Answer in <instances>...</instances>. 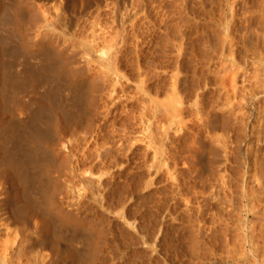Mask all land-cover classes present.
Here are the masks:
<instances>
[{"label": "bare ground", "instance_id": "obj_1", "mask_svg": "<svg viewBox=\"0 0 264 264\" xmlns=\"http://www.w3.org/2000/svg\"><path fill=\"white\" fill-rule=\"evenodd\" d=\"M62 1H64V0H62ZM76 1H78V0H76ZM83 1H85V0H83ZM92 1L93 0H89V2L88 1H86V2H88L90 4ZM96 1H98V0H96ZM27 2L28 1H26V0H14V3L12 2L13 4H10L7 7V10L5 8L6 11L3 10L6 13V19H4L3 17H0V18L5 20L4 23H2L5 25V28L1 29L4 31H1L2 33H0V209L2 211L6 212V215H5L6 217H4L3 214H0V264H49L50 263L49 258L54 253L46 251L45 249H41L42 247L40 248L39 246H42L45 243H47V245H48V243H49L52 246V249H51L52 252H54V250L59 247V245H60V242L58 240L59 237L57 240H55L56 237H54V236H53L54 238H52L51 229H52V227L54 229L55 228L54 226H56L57 229H71L72 234L70 233V235L72 236L73 239L70 241H72V242L74 241L75 244H76V242L77 243L80 242V239H82V240L84 239V242L87 241L86 248H80L81 245L78 247L77 244H76V246L73 244V245L65 247V249H66L64 251V263L65 264H96V254L98 251V246H99V243L101 242V240L103 238H105L103 236L104 235L103 233L106 230L103 231V233H102V231H100L101 227L99 226L100 228H98L99 223L96 224L91 220L85 219V217H78V215L76 216L74 214V212H72V210L70 212V211H67L66 208L64 209L62 207L63 203H62V206L59 204L58 199L60 198L59 194H60V190L62 188V186L60 185L62 180H60L61 176L59 177V174L62 172V169H65V171H64L65 173L63 172L64 177H65L64 180H66L69 184H71V186H73V185L75 186L76 184H78L76 186L80 187V189L83 190L84 193L86 190L79 185L82 184V186H83V185H85L86 182L96 183V181H97V179H96V169H97L96 168V166H97V163H96V156H97L96 155V146H97L96 144L97 143H96V141L97 140H96V126H95V124H96V116H97L96 111H97V107H98V99L100 100V98H101L100 93L102 91H104L103 92L104 94H101L102 95L101 100L104 103V106H102L103 105V103H102V105H101L102 110L100 113H102L104 115V117H103V120H104L103 123L104 124H108L106 122L109 120V118H111V117L113 118L114 116H117L118 114L120 115V112H121L120 108L121 107H122L123 111L125 112L124 113L122 111V113H124L125 115L128 112L132 111V110L125 111L127 108L126 107L127 105L124 102L129 101L130 96H128L126 94L127 92H129V91H127V90H129V88L126 89L127 87L125 85V81H122V80H126V78H128L129 75L128 74L125 75V72L122 73V71H124V70L121 71L122 68L120 69L121 66H119L120 62L128 61L129 56L127 53H126V55L123 54V51H122L123 47L122 48L120 47V46H123V43H121L122 45H119L118 42L120 40H123V39H120L119 37H121L123 35L122 33H124V32L126 33V31H127L126 26H128L126 24L128 22L129 23L132 22L133 26L131 25V23H130V25L134 28L135 21H137L135 19H137L139 11L142 10V8H143L142 6H140V4H141L140 2H142V1L136 2L139 5L138 4L133 5L134 9H135V6L138 5L135 12L131 11V13H134V15L130 14L129 12H124V10L128 11L127 7H128V4L130 2H128L127 0H115L114 5H113V3L112 4L108 3V6H109V8L107 7L108 9H110V6L112 5L111 6V10H112L111 13L112 14H110L112 21L109 20V24H107L109 26L111 25L110 28L108 27V29H111V31H110L111 33L109 34V33L105 32V33H107L106 35H108L106 37V35L104 36L105 33L103 32L104 34L100 38H101V41L104 38L106 47L109 46V44H110L109 48L111 50H112V48L115 50H114V52L110 53L109 52L110 50L107 48V51L109 50L108 51L109 53H107L105 55V57L101 56L102 62H104L106 65L105 66L106 72L102 71L101 69H100L101 71L96 72L97 71L96 67H94L92 65L93 63H91L89 56L87 55L88 57H86V54H87L86 51L88 52L89 50L93 51L96 48L98 49V47L96 45L97 40H96V35H95L96 34V27H97L96 21L100 20V16L102 14H100L101 12H99L97 10H100L102 7L101 8L98 7L99 9L97 8L96 11L99 12V13H97V17L91 13V15H93L94 17L93 18L90 17V18H92L93 20H89V18L85 19V21L90 22V26H92L91 29H92L93 34H94L93 38L90 39L91 44L94 43V44H92L93 45L92 46V45L88 44L89 41L87 42V41H85V38H82L83 35L81 33H83V32L79 33L80 29H81V31H83L82 28H85L84 26H82L80 24L82 22L81 21L82 18L84 19L83 15L90 13V12H87L86 14H84L85 12H83V9H84L83 4L80 6V8L82 7L81 10H79L80 8L78 6L82 3V0H81V3L78 5L76 4L78 2L72 3V5L73 4L77 5V7L79 9L76 6H74L78 9L77 10L78 12H75V13H77L75 15V16H77L76 17L77 22H76V27H75L77 29L76 30L77 32L75 33V31H74L75 34H74L73 38H71V39L66 38V36H63L60 33H57L58 35H55V32L58 30H57V28L52 29L51 27H52V24L57 27V25H56L57 21L55 22L54 19L52 18L53 19L52 21H54V22L51 23V17L49 15H47V13L50 10L47 12V10L44 8L46 5H48L51 2V0H46V5L44 7L42 5L41 6H42V8H44L46 10V11H43L44 12L43 16L45 17V15H47L48 17H50L49 20H48V17H47V19L46 18L45 19L50 22L51 25H49V24L48 25H49V27L50 26L51 27L49 29H45L43 32H41V34L44 37L41 36V39L38 41L32 40L30 33H32L33 31L30 32V29L28 26L31 22H33L32 19H34V22L32 25L30 24L31 26L34 25L35 21L37 22L38 16H36V15H38V14L32 15L30 12L27 11V9H26V7L28 6V5H26V4H28ZM30 2H32V1H30ZM56 2H57V0H56ZM61 2H58L60 4H57V5L58 6H61V4L63 5V3H61ZM64 2H67V1L65 0ZM73 2H75V1H73ZM242 2H243V5L246 7H244V9H243L244 17L242 19L241 29L238 27L239 28L238 31H241V32H239L240 37L239 38L234 37L235 34H234L232 28H234L235 26L232 23L231 26L228 28L227 36L225 38V43H226L225 49L226 50L224 49L225 50V53L223 55L224 58L221 59L220 63L218 62V64H221V66H220V69H221L220 72L221 73L219 72L221 74V75L219 74L221 76V79L219 81H220V84L222 86V90H221L222 94L215 98V96L212 94V92H215V91H211L210 89H207V91L205 93L203 92V94H202L203 95V97L201 98L202 103H197V104L195 103L196 107L195 108L193 107L194 109L190 108V109H193L192 111L190 110L191 114H192V115L190 114L191 118H189L190 115H189V117L186 118L184 116L185 115L184 114L185 107L182 106L184 104V102H183L184 101L183 100V90H185L182 88L183 79L177 77L178 78L177 79V85H176V82H174L175 83L174 85L177 86V88H176L177 92L175 91V88H174L173 94L176 96V99H177L175 101H178L180 106H179V104H177V105L171 107L173 110L172 112L178 113V114H175L173 119L170 118V120L172 119L170 121L171 122L170 124L172 126L169 125L170 126L169 128L172 129L173 126H175L176 128H174L173 130L176 131V133H177V135L174 136L175 139L173 140L174 141L173 142L174 147L172 146L173 147L172 154H170L171 152L170 153L167 152L168 153V155H167V153L165 152L166 153L165 155H167V156H164L162 146H161V151H160V149H158V148L156 149V147H155V149H153L155 151L151 150L154 152V153L152 152L153 153V156H152L153 159L150 156L149 160L152 159L151 164H150L151 168L156 170L157 173L161 172L160 170L167 169L166 171L168 172L170 177L171 176L173 177V174L170 172V171H172V169L170 170V168H172L171 165H173V169H175L180 164V161L183 160L182 163H183L184 167H186L188 169L190 176H191V179H193V181H192V182H194V183H192L193 188L195 190H197V187H198L197 182H201L200 184L203 185L202 191H201L202 192V205L201 206L203 208V212L209 211V213H210V212L216 211L215 215H213V213H211V215H213V217L214 216L218 217L219 221L214 220L213 226L211 225L212 229H213V227H214V229H218L219 227H221L220 229H222V228L223 229L234 228L232 226L229 227V225L232 224L231 221H229V220H233L234 218H236L235 220H236L237 224L234 223L235 227H237V228L240 227L241 229H244V230L246 229L245 231H242L243 233L240 234V236L238 237V240L248 243V245H250V247H251L250 248L251 251L253 252L256 249L261 250L260 242L262 241V239L264 240L263 236L256 234L259 231H262V233L264 234V0H242ZM7 3H10V1H8ZM250 3H251V8L248 9L247 5H249ZM2 4H3L2 0H0V13L2 12ZM57 5H55V6H57ZM66 5L67 4L65 3V6ZM41 6H40V10H41ZM53 6H50V7L52 8ZM89 6L90 5L86 4L85 8H88ZM129 6H130V4H129ZM46 7H48V6H46ZM50 7H49V9H50ZM61 7H63V6H61ZM61 7L59 9H61ZM54 9H57V8H54ZM59 9L56 12V14H54L55 16H57V14L61 13L62 9L61 10H59ZM89 9H91V6ZM63 10L65 11L67 9H63ZM64 11H62V12H64ZM61 14H59L60 17H61ZM64 14L66 15V13H64ZM105 15H108V13L107 14L105 13ZM34 16H35V18H33ZM60 17H58V20ZM67 18H65V19H67ZM138 18H139V16H138ZM60 19L63 20L64 18L61 17ZM46 20H45V22H46ZM55 20H57V19H55ZM62 20L60 21L61 23L64 22ZM218 20H220V19H218ZM66 21L67 20H65V22ZM104 22H105V20H104ZM239 22H240V20H239ZM62 24L63 25L68 24L70 27L73 26L70 22L68 23V21H67V24L66 23H62ZM68 25H67V27L70 29V27ZM46 26L47 25L45 24L44 27L47 28ZM173 26H175V25H173ZM223 26H225V25H223ZM86 28H88V27H86ZM114 28L116 30H114ZM71 29H72V27H71ZM84 31L89 32V30H87V29ZM92 31H90V32H92ZM176 32H175V34L179 33L178 31H176ZM135 34H134V36H136ZM175 34H172V35L170 34L171 36H174V37H172L173 39L176 37ZM98 35L100 36V34H98ZM167 35H169V34H167ZM124 36L126 37L128 35H124ZM171 36H169V37H171ZM118 38H119V41L117 40ZM172 38H169V39H171V41H172L173 40ZM185 38H186V36L184 37V40H185ZM164 39H162V40H164ZM180 39H182V38H180ZM171 41H169V42L172 43L174 40L172 42ZM107 42H109L108 45H107ZM137 42H139V41H137ZM164 42H165V40H164ZM176 42H178V41H176ZM124 43H127V42H124ZM178 44H180V43H178ZM103 45H104V42L102 43V46ZM141 45H143V44L141 43ZM98 46L100 47L101 43ZM117 46L120 47V49L117 48ZM148 46H149V44H148ZM173 46H174V48H176L175 44ZM162 47H161V49H162ZM180 47H181V45H180ZM137 48H139V46ZM140 48L137 49V52H133V53H135V55H136L135 62L137 61L136 63H138V66H139L138 69L142 70L140 65H144L145 63L141 64V61L149 55V52L151 50H149L148 55L145 56L146 54L144 55V53H143L144 51L141 50ZM161 49H160V52H161ZM163 49H164V47H163ZM166 49H167V47H166ZM196 49H198V48H196ZM207 49L208 48H206V50ZM144 50L146 51L145 48H144ZM169 50H171V49H169ZM94 51L97 52L96 50H94ZM208 51H209V49H208ZM68 52H70V53H68ZM170 52L175 53V51L173 52L172 50ZM89 53L91 54V52H88V54ZM164 53H166V51ZM19 55H20V58H23L25 56L26 59L23 58V60L25 59L27 61L26 62L24 60L26 62V64H23V69L20 72H18L16 70L17 59H18ZM22 55H23V57H22ZM166 55L164 56L165 58L167 56H169V55H167V56ZM205 55H207V54H205ZM152 57L154 58L155 56L153 55ZM192 57H193V55H192ZM148 58H149V56H148ZM155 58H156L155 63H157L158 58H159V60H161V62H163L161 57H155ZM149 59L151 60V62H154V61H152L151 57ZM34 60H36L37 62L36 61L34 62ZM205 60L207 61V59H204L203 61H205ZM131 61H133V60H131ZM25 62H23V63H25ZM147 62H149V61H147ZM196 62H197V60H196ZM199 62H200V60H199ZM199 62H197V64ZM129 63L131 64L132 62H129ZM158 63H160V62H158ZM200 64H202V62H200ZM146 65H148V64H146ZM155 65H154V67H155ZM134 66H135V64H134ZM134 66H132V67H134ZM157 66H158L157 69H159L161 64H160V66L159 65H157ZM205 66H206V64H205ZM136 67H137V65H136ZM149 67H150L149 65H148V67L144 66L145 72H144V70H142V71L144 73H146L145 75L149 74V72H148L150 70ZM151 67L153 68L152 65H151ZM156 67H155V69H156ZM146 68L148 70L147 71L148 73L146 72ZM134 69H135V67H134ZM155 69H153V70H155ZM161 69H164V67ZM140 70H138V72H140ZM172 70H173V67H172ZM179 70H181V69H179ZM196 70H198V69H196ZM196 70H195L194 75L198 74V72ZM213 70H214V68H213ZM216 71H218V70H216ZM189 72H191V71H189ZM137 73H135L136 75H134L135 79L138 78L137 77L138 75L140 77V74L137 75ZM178 75H179V73H178ZM131 76H129V77H131ZM134 76H133V79H134ZM199 76H201V75H199ZM209 78L207 77L206 81L205 80L203 81V80H201V78L198 79V77H196L197 80H195V78H194L195 81L190 80V82L191 81L194 83L198 82L197 83L198 88L201 87V85H204L205 89H206V87L209 85L210 81H211V83L214 81L212 78H211V80ZM215 78H217V77H215ZM144 79L145 78H142L141 80H138L139 82L138 81L137 82L134 81V82L139 83V85L137 86V88H138L137 93L139 94V92H140L141 94L143 93V94L147 95L150 93V91L148 88L145 89L144 82H147L148 80H147V78H146L147 81H145ZM202 79H203V77H202ZM126 82H128V81L126 80ZM194 83H193V86H196V85H194ZM214 83H215V81H214ZM217 84L219 85V83H217ZM128 85H130V84H127V86ZM197 86L195 88H197ZM203 87H202V89H203ZM170 90H172V88ZM209 93H211V94H209ZM20 94H23V95L27 94V97L30 96L29 101H25V102L23 101V103L21 101V104L20 103L16 104V103H18V102H16L15 104L17 106L15 105V107H17V108L15 109V107L13 106L14 105L13 103L16 100L18 101L20 99L19 98ZM207 95H209V96H207ZM141 97L143 98L144 96L141 95ZM207 97H210V98H207ZM127 98H129V99H127ZM131 98H132V96H131ZM140 98L138 99V100H140L139 102L146 108L148 105H146L147 103L146 104L144 103L145 98L144 99H142V98L140 99ZM125 99H127V100H125ZM133 99H135V98L133 97ZM25 100H26V98H25ZM101 100H100V103H101ZM142 100H144V101H142ZM175 101L172 100V102H174V103H175ZM157 103H159V102H157ZM167 104H169V103H167ZM185 104H186V102H185ZM161 105H163V104H161ZM172 105H174V104L172 103L171 106ZM176 106H178V107H176ZM193 106H195V105H193ZM157 108L154 109L151 107L152 111H150V112H152V113L149 112L151 114V119L144 120V118H142L140 120L139 124L142 128H145V130L146 129L151 130L153 128V126L156 124V122L158 120L157 118L159 117V116L157 117V112H158ZM14 109H15V111H14ZM119 109H120V111H119ZM144 109L141 111L143 112L146 110V109L145 110ZM187 111H189V109L186 110V112ZM137 113H139V112H137ZM130 114H131V112H130ZM134 114H136V113H134ZM150 114H148V115H150ZM129 115H127V116H129ZM120 116H122V115H120ZM145 119H147V118H145ZM167 120L169 122V118H167ZM135 121H136V119H135ZM158 121L160 123L159 126L162 128L163 124L161 126V123L163 121L162 122H160V120H158ZM112 123H114V122H112ZM117 124H118V122H117ZM132 125L133 124H131L130 126H132ZM94 126H95V128H94ZM113 126H114V124H113ZM159 126L156 125L155 129L158 128ZM104 127H105L104 125L98 126L97 139L102 134ZM127 128L126 129L124 128L125 129L124 133L121 134L120 137H119V135L117 136V138L119 137V139L114 140V141H119V144H118V145H120L119 153L120 152L122 153L125 150V148L129 144L128 143L129 141L133 142L132 141L133 138H130L129 136L134 134V132H133L134 128L132 129V132H133L132 134H130L131 130H128ZM161 128H160V130H161ZM113 130H115V129H113ZM152 130L150 131L151 133H153ZM160 130L156 129L157 132H159ZM173 130H172V132H173ZM157 132H155V134ZM170 132H171V130H170ZM112 133H113V135L111 134V136H113L115 138L116 135H114V133H116V132L113 131ZM143 133H145V132L143 131ZM117 134H119V131ZM137 134H138V132H137ZM140 135H142V134H140ZM144 135L146 136L148 134H144ZM113 137H111V138L108 137V138H109V140L110 139L113 140L114 139ZM155 137H157V135ZM155 137L152 134L149 135L150 141H149V139H148V141L150 142V144H147V146L144 150V153L142 155L137 154V151L135 150V148H133L134 145H136V144L133 142V143H130L133 145L132 146L129 145V146H131L129 148V150H127V152H123V154H121L120 157L117 156L118 154L116 155V153H114L115 156H117V157L112 155L115 158H113V159L111 158V160L108 159V160H110L108 164L111 165V167L106 166V168L107 167L109 168V169H107L108 171L105 169L107 172L111 171V173H112V170H111L113 168L112 166H114V167L119 166L120 168L124 167V168H121L122 170H120V169L118 170V174L120 176L117 174L119 177L124 175L123 176L124 178L122 180H120L121 178H115L116 176H114V175L113 176L111 175V177H114L115 179H119V181L115 180L116 182H114V180H113V182L110 181L111 183H109L108 181L106 182V180H104V179L102 180V182L104 181V182H106V184L109 183L108 186L105 185V186H107V188L109 189L108 191L110 192L109 196L108 197L106 196L107 198H109V200L112 198L117 199L118 197L119 198L121 197V199H117V200L119 202L121 201L120 204L123 206L126 204L128 199L133 197V195H134L133 192L137 189L136 188L137 185L134 187V181L136 179L138 180L136 174L139 172L141 173L143 168H145V166L147 165V163H146V165L144 163H145V161H147V157H149V154H152L149 149L150 148L152 149V147L155 145V144L153 145V143L161 144V145L163 144V146H164V143H162L164 141H162L161 143L158 142L161 139L159 137V135H158L159 138H157L158 141L156 139H154ZM147 138H148V136L146 137V139ZM103 139H105V138H103ZM143 139L144 138L142 137V140ZM105 140H107V139H105ZM167 144H168V142H167ZM100 145H101V143H100ZM104 145L105 144H103V147H104ZM150 145H152V147ZM99 148H101V147H99ZM98 151H99V149H98ZM102 153H104V152H102ZM237 154L238 155L240 154V156H242L244 158L243 162L239 161L240 164L244 163V169H243V173H242L243 175L241 174L242 177L240 176L241 177V178H239L240 180L237 181V183H235L234 180L232 179L233 174L235 172L233 173L232 170L234 168V166H233L234 163L238 162V160L237 161L235 160ZM98 156L101 157L99 160L103 164L105 161L103 160L102 155L100 154ZM107 156H109V155H107ZM106 158H109V157H105V159ZM240 159H241V157H240ZM97 162H98V159H97ZM235 164H238V163H235ZM150 165H147L146 169H148V166L150 168ZM104 166H105V164L103 165V169L105 168ZM180 166L181 165H179L180 169L179 168L178 169L180 170L179 175L181 176V173H183V172H181ZM100 167H99V170H100ZM235 168H237V167H235ZM235 168H234V170H235ZM183 169L184 168H182V170ZM238 169H236V170H238ZM175 170H177V169H175ZM144 171H142V172H144ZM146 171H148V170H146ZM166 171H164V172H166ZM183 171L185 172V170H183ZM238 172H239V170H238ZM238 172L236 171L237 174H238ZM148 173L151 174L150 172H148ZM152 173H154V172H152ZM185 173H187V172H185ZM236 173L234 174L235 176H236ZM138 175H140V174H138ZM165 175H166V173H165ZM109 176H110V174H109ZM101 177H103V176H101ZM236 177H238V176H236ZM99 178H100V176H99ZM183 179H184V177H183ZM235 179H238V178H235ZM139 180H141V178ZM170 181H171V179H170ZM97 182L99 183V181H97ZM143 182H146V181H143ZM174 183L175 182H173V184ZM135 184H136V182H135ZM138 184H140V182ZM142 184H140L138 186L140 187ZM103 185H104V183H103ZM60 186H61V188H60ZM174 186H176V184ZM88 189H87V191H88ZM75 192H79L80 193V194H78L79 196H81V194H82L80 190L75 191ZM97 192L98 191L96 188L92 189V187H91V189H89V191L87 193L95 196L97 194ZM188 192H190V191H188ZM84 193L82 195H84ZM87 193H85V195ZM135 193H136V191H135ZM70 194H71V192H70ZM65 196H67V195H65ZM76 196H75V199H77ZM86 196L89 197V195H86ZM144 197L145 196H143V198ZM69 198H71V197H69ZM81 198H83V196ZM143 198H140V199L142 200ZM97 200H101V199L99 198ZM106 200H108V199H106ZM144 200H142V202ZM199 200H201V199H199ZM72 201H73V199H72ZM134 201H135V199H134ZM115 202H116V200H115ZM136 202H137V200H136ZM187 202H188V200H187ZM69 204L71 205L73 203H69ZM134 204H136V203H134ZM239 204H241L242 206H239ZM73 205H75V204H73ZM95 205H97V204H95ZM109 206H111V205H109ZM108 208L106 207V209H108ZM116 208H119V207H116ZM145 208H146V206H145ZM126 209H127V207H126ZM161 209H162V207H161ZM40 211L43 212L44 217L42 218V224H41L42 229L39 230L37 228L38 227L37 225L39 223L36 224L37 222H35V224H36L35 225V224H33V222L35 220V217L38 215V213ZM77 211H79V210H77ZM117 211H119V210H117ZM100 213H102V212H100ZM113 213H115V212H113ZM7 214L9 216H7ZM206 214H208V213H206ZM96 216H99V215H96ZM121 216H123V215H121ZM106 226H104V227H106ZM224 226H227V227H224ZM210 229H211V227H210ZM223 229H222V231H223ZM250 229H251V232H250ZM36 230H38V231H36ZM140 230H144V228L142 229V226H141ZM157 230L161 231L162 229L159 228ZM163 230H165V229H163ZM41 231L43 232V235L37 236L38 234L41 233ZM127 231H129L130 234L132 232L131 230H127ZM158 231H157V233H158ZM160 231H159V233H160ZM166 231L163 232L162 234H164V233L166 234L167 233ZM174 231H176V230L174 229ZM148 232L150 233V231H148ZM148 232L146 230L147 234H148ZM154 232H155V230L153 232L151 230V233H154ZM138 233L141 236H143L142 234H144L141 232H138ZM176 233L177 232H175V234ZM212 233L216 234L218 232H216V230H215V232L213 231ZM116 236H115V238H116ZM126 236H128V235H126ZM134 236L135 235H133V237ZM138 236L139 235L137 234L136 237H138ZM141 236H140V238H141ZM172 236H174V234ZM119 237L120 236H118V238ZM149 237L154 238V234H153V236H149ZM128 238H129V236H128ZM142 238H144V236ZM147 238H146V241L148 242L149 239H151V238H149L148 240H147ZM155 238L158 241L159 237L155 236ZM163 238H166V235ZM169 238L171 239V237H169ZM174 239H176L175 236H174ZM123 240H124V238H123ZM130 240H131L133 245H135V244L138 245L139 242L141 241L140 240L137 244V241L139 239L135 243H133V241H132L133 238H130ZM130 240L128 239L127 241L129 242ZM152 240H150V241H152L150 243L151 245H152V243H154L155 239H152ZM107 241H109V239ZM112 241L115 242V240H112ZM112 241H109L110 245L106 242H102V243H106L108 246H111ZM172 241H170V242H172ZM183 241L184 240H182V242ZM147 242H145V243H147ZM175 242L177 243L178 241H175ZM41 243H44V244H41ZM120 243L121 242H118V244H120ZM156 243H158V242H156ZM176 243H173V244L176 245ZM53 244L56 245V248H55V246H53ZM113 244H115V246L118 245L117 243H113ZM160 244H161V242L159 244H156L157 246L156 245L155 246L161 248ZM164 244L167 246L169 244V242H167V244H166V242L164 240ZM177 244H179V243H177ZM121 245H122V243H121ZM165 245H163V246H165ZM171 245H172V243H171ZM130 246H132V245L130 244L128 247H130ZM144 246H145V244H144ZM176 246H178V245H176ZM113 247L114 246H112V248ZM117 247L120 248L121 252L123 251V250H121L122 248L120 247V245ZM122 247H123V245H122ZM140 247H141V245H140ZM168 247L169 248L167 250L170 249V246H168ZM125 248H123V249H125ZM166 248H164L165 251H166ZM176 248L172 249V251H175ZM179 248H181V247H179ZM198 248H199V246H198ZM99 249L101 250V246H99ZM110 249H111V247H110ZM180 250L181 249L177 250V252ZM187 250H188V248H187ZM57 251H58V249H57ZM110 251L108 250V252H110ZM165 251H163V252H165ZM170 251H171V249H170ZM99 252L103 253V251H99ZM171 253H174V252H171ZM100 254H97V255H100ZM115 254L117 255V252ZM124 254H123V258H124ZM127 254H129V256H131L129 252ZM138 254H140V253H138ZM142 254H143V252H142ZM142 254H140L139 257H141V256L143 257ZM150 254L148 257H150ZM160 254L161 253H159V255ZM182 254H180V256H182ZM113 255L114 254L112 253V256ZM157 255H155V256H157ZM172 255H174V254H172ZM177 255H179V254L177 253ZM136 256L139 259L138 255H135V256L132 255V257H131L132 259L130 257L129 258L131 260H135L133 257L136 258ZM160 256L163 257L164 255L162 254ZM166 258L168 260V257H166ZM175 258L173 257V260H175ZM164 259H165V257H164ZM137 260H136V262H137ZM144 260H142V261H144ZM149 260H147V261H149ZM35 261H37L39 263H35ZM97 261H98V259H97ZM139 261L141 262V260H139ZM147 261H145V262H147ZM105 262H106V260H105ZM145 262H144V264H146ZM150 262H152V261H150ZM159 262H157V264H159ZM172 262H170V263L173 264ZM175 262H176V260H175ZM107 263H108V261H107ZM130 263H132V262H130ZM152 263H155V262H152ZM178 263L181 264L180 262H178ZM184 263L185 262H183V264ZM133 264H134V262H133Z\"/></svg>", "mask_w": 264, "mask_h": 264}, {"label": "rangeland", "instance_id": "obj_2", "mask_svg": "<svg viewBox=\"0 0 264 264\" xmlns=\"http://www.w3.org/2000/svg\"><path fill=\"white\" fill-rule=\"evenodd\" d=\"M8 1H10V3H7ZM2 0V12L0 13V17H3L4 19H6V13H5V11L7 10V7L10 5V4H13L14 3V0ZM13 3H12V2ZM26 1H28L27 3L28 4H26V5H28L27 7H26V9H27V11L28 12H30L32 15L34 14V15H36V14H38V15H36V16H38L37 17V22L35 21V23H34V25L33 26H31L32 24H33V22H34V19H32L33 20V22H31L28 26H29V29H30V32L31 31H33L32 33H30L31 34V37H32V40L33 41H38V40H40L41 39V36L42 37H44L42 34H41V32H43L45 29H49L50 27H49V25H51L50 24V22L49 21H47L46 19H47V15H49L50 17H51V23H53L54 21L56 22L57 21V27L55 26V25H53L52 24V29H55V28H57V30L58 31H56L55 32V35H58L57 33H60L61 35H63V36H66V38H69V39H71V38H73V36H74V34L77 32L76 30V22H77V16H75L77 13H75V12H78L77 10L80 8V6L83 4V7H84V9H83V12H85L84 14H86L87 12H90V13H88V14H86V15H83V17H84V19L82 18V22L80 23L82 26H84L85 28H82L83 29V31H81V29L79 30V33L80 32H83V33H81L82 35H83V37L82 38H85V41H89L88 42V44L89 45H92V44H94V43H92L91 44V41H90V39H92L93 38V31H92V29H91V27L92 26H90V22H86L85 21V19L86 18H89V20H93L92 18L94 17L93 15H91V13L92 14H94L96 17H97V13H99V12H101L100 14H102L101 16H100V20L97 22L96 21V25H97V27H96V40H97V42H96V45H97V47H98V49L96 48V49H94V50H96L97 52H95L94 50L92 51V50H89L88 52H91V54L89 53L88 54V52L86 51V57H88L89 56V59L91 60V63H93L92 65L94 66V67H96V72H98V71H105L106 72V65H105V63L104 62H102V57H105V55L107 54V53H111V52H114V50L115 49H113L112 48V50L109 48V46H110V44H109V46H105V41H104V38L102 39V41H101V36H103V34L105 33V32H107V33H111L110 31H111V29H108V27L110 28V26L109 25H107V24H109V20L110 21H112L111 19V16H110V14H112L111 12H112V10H111V6H110V9H108L109 8V6H108V3H110V4H112L113 3V5H114V3H115V0H98V1H92L90 4L88 3L89 2V0H85V1H83L82 0V3H81V0H78V1H76V0H66L67 2H64V1H62V0H57V2H56V0H51V2L48 4V5H46V0H26ZM30 1H32V2H30ZM62 1V2H61ZM73 1H75V2H73ZM86 1H88V2H86ZM128 2H130L129 4H130V6H129V4H128V7H127V9H128V11L127 10H124V12H129L130 14H132V15H134V13H131V11L132 12H135V10H136V8L138 7V3H136L137 1H142V2H140L141 4H140V6H142L143 8H142V10H140L139 11V13H138V16H139V18H138V16H137V19H135V20H137V21H135V24H134V28L132 27L133 26V24H132V22H130L131 23V25H130V23L128 24H126V25H130L129 27L128 26H126V33L124 32V33H122L123 35L121 36V37H119L120 39H123V40H120L119 41V38L117 39L119 42H118V44L119 45H122L121 43H123V46H120L123 50V54L124 55H126V53L128 54V56H129V62H132L131 64L128 62V61H122V62H120V65L119 66H121L120 67V69H121V71L122 70H124V71H122V73H124L125 72V75L126 74H128L129 76H131V77H129L128 75V78H126V80L128 81V82H126V80H122V81H125V85H126V89H128L129 88V90H127V91H129V92H127L126 94L128 95V96H130L129 98H127V99H129V101H127V102H124L127 106V108H126V110L125 111H130V110H132V111H130L131 112V114H130V112H126L127 114L125 115L124 113V111H123V109H122V107L120 108L121 109V112H120V115H122V116H120L119 114L117 115V116H114L113 118L111 117V118H109V120L106 122V123H108V124H104L103 122H104V120H103V117H104V115L102 114V113H100L101 112V110H102V106H104V103L102 102V95L101 94H104L103 92L104 91H102L101 93H100V100H101V103H100V100L98 99V107H97V111H96V124H95V126H96V163H97V166H96V179H97V181H99V183L96 181V183H90V182H86L85 183V185H83L82 186V184L81 185H79V186H81L82 188H84L86 191H85V193H87L88 191H89V189H91V187H92V189H97V194L95 195V196H93V195H90L89 193H87L86 195H89V197L88 196H86L85 195V193H84V191L83 190H81L80 189V187H77L76 185H78V184H76L75 186L73 185V186H71V184H69L66 180H64V174H63V172L65 171V169H62V172L59 174V177L61 176V178H60V180H62V182L60 183V185L62 186V188H61V186H60V188H61V190H60V194H59V196H60V198L58 199L59 200V204L62 206V203H63V208L65 209H67V211H70L71 212V210H72V212H74V214L77 216L78 215V217H85V219H88V220H91V221H93L94 223H96V224H98V228H100L101 227V230L100 231H102V233H103V231H105L103 234V236L105 237V238H103L102 240H101V242L99 243V246H101V250L99 249V246H98V251H97V254H100V255H97L96 254V264H133V262H134V264H144V262L145 261H147V260H149V261H147V262H145L146 264H157V262H159V264H171L170 262H172L173 264H179L178 262H180L181 264H183V262H185L184 264H264V240L262 239V241L260 242V246H261V250H254L253 252L251 251V247H250V245H248V243H246V242H244V241H239L238 240V237L240 236V234H242L243 232L242 231H245L244 229H241L240 227H235V225H234V223L235 224H237V222H236V218H234L233 220H229V221H231V225H229V227L230 226H232V227H234V228H229V229H223V231H222V229H220L221 227H217L218 229H214V227H213V229H212V226H213V222H214V220H218V217H216V216H214L213 217V215H215V212L216 211H213V212H210L209 213V211L208 212H206V211H204L203 212V208H202V187H203V185L202 184H200L201 182H197V190H195L194 188H193V184L192 183H194V182H192L193 181V179H191V176H190V173H189V171H188V169L186 168V167H184V165H183V160H181L180 161V164L179 165H181L180 167H181V172H183V173H181V176L179 175L180 174V168H179V165H178V167H176L175 169H177V170H175V169H173V165H171V167L172 168H170V170L172 169V171H170L172 174H173V177L171 176L170 177V175L168 174V172L166 171L167 169H164V170H160L161 172H156V170H154L153 168H151V160L153 159L152 158V156H153V151H155V150H153V149H155V147H156V149L158 148V149H160V151H161V146H162V149H163V152H164V156H167L168 155V153H170V154H172V149H173V147H174V136H176L177 135V133H176V131H174L173 129L174 128H176L175 126H173V128L171 129V128H169L170 126L169 125H171L170 123V121L174 118V116H175V114H178V113H174V112H172L173 110H172V108L171 107H173V106H175V105H177V104H179L178 103V101H175V100H177L176 99V96L173 94V89L175 88V91L177 92V86H175L174 84V82H176V85H177V77H179V78H182L183 79V85H182V88L183 89H185V90H183V102H184V104H185V102H186V104L184 105H182L183 107H185V110H184V116L187 118V117H189V115L191 114V111L196 107V104L197 103H202L201 102V98L203 97V92L205 93L206 91H207V89H210L211 91H215V92H212V94L215 96V98L216 97H218L219 95H221L222 93V86H221V84H220V79H221V72H220V66H221V64H218V62L220 63V61H221V59H223L224 58V53H225V48H226V43H225V38H226V36H227V31H228V28L231 26V24L233 23V25L235 26H233L234 28H232L233 29V32H234V37H236V38H239L240 37V34H239V32H241V31H238L239 30V28L241 29V23H242V19H243V17H244V15H243V13H244V11H243V9H244V7H246V6H244L243 5V2H242V0H127ZM133 1V2H132ZM144 1V2H143ZM53 2V3H52ZM55 2V3H54ZM58 2H61V3H63V5L61 4V6H63V7H61V6H58L57 4H60V3H58ZM76 2H78V3H76ZM84 2V3H83ZM96 2V3H95ZM135 2V3H134ZM31 3V4H30ZM65 3L67 4L66 6H65ZM72 3H76L77 5L78 4H80L78 7H77V5H75V4H73L72 5ZM6 4V5H5ZM51 4V5H50ZM86 4H88V5H90L91 6V9H89L90 8V6L88 7V8H85L86 7ZM136 4H138L137 6H135V9H134V7H133V5H136ZM44 7L45 5L46 6H48V7H44L46 10H47V15H45V17L43 16V11H46L44 8H42V6ZM53 6L52 8L50 7V6ZM55 5H57V6H55ZM107 5V6H106ZM132 5V6H131ZM40 6H41V10H40ZM74 6H76V7H74ZM94 6V7H93ZM29 7V8H28ZM49 7H50V9H49ZM61 7V9H59ZM93 7V8H92ZM98 7H102L100 10H97V8ZM108 7V8H107ZM5 8H6V10H5ZM54 8H57V9H54ZM82 8V7H81ZM81 8L79 9V10H81ZM247 8L248 9H250L251 8V3L249 4V5H247ZM58 9L59 10H61V13H59V14H61V17L62 18H67V19H65V20H67L68 21V23L70 22L73 26H71L72 27V29H71V27L67 24V21L65 22V20L63 19H60L61 17H60V15L59 14H57V16H55L54 14H56V12L58 11ZM63 9H67V10H63ZM86 9V10H85ZM99 9V8H98ZM134 9V10H133ZM3 10H5V11H3ZM56 10V11H55ZM76 10V11H75ZM93 10V11H92ZM99 11V12H97V11ZM108 10V11H107ZM42 11V12H41ZM62 11H64V12H62ZM68 11V12H67ZM146 11V12H145ZM243 11V12H242ZM51 12V13H50ZM54 12V13H53ZM5 13V14H4ZM64 13H66V15L64 14ZM105 13L107 14L108 13V15H105ZM4 14V15H3ZM64 14V15H63ZM70 14V15H69ZM140 14V15H139ZM232 14V15H231ZM59 15V16H58ZM149 15V16H148ZM160 15V16H159ZM103 16V17H102ZM142 16V17H141ZM50 17H48V20H49V18ZM57 17V18H56ZM58 17H60L59 18V20H58ZM90 17H92V18H90ZM149 17V18H148ZM33 18H35V16L33 17ZM46 18V19H45ZM54 19V21H52L53 19ZM70 18V19H69ZM72 18V19H71ZM110 18V19H109ZM4 19H2V18H0V33H2L1 31H4V30H1V29H4L5 28V25L4 24H2V23H4ZM55 19H57V20H55ZM69 19V20H68ZM218 19H220V20H218ZM234 19V20H233ZM31 20V21H32ZM45 20H46V22H45ZM64 21V22H62V23H66L69 27H70V29L67 27V25H63L60 21ZM71 20V21H70ZM75 22H74V21ZM88 20V19H87ZM104 20H105V22H104ZM108 20V21H107ZM152 20V21H151ZM239 20H240V22H239ZM85 21V22H84ZM187 21V22H186ZM232 21V22H231ZM101 23V24H100ZM105 23V24H104ZM161 23V24H160ZM45 24L47 25L46 27L47 28H45L44 26H45ZM49 24V25H48ZM70 24V25H71ZM104 24V25H103ZM111 24V23H110ZM157 24V25H156ZM159 24V25H158ZM89 25V26H88ZM102 25V26H101ZM136 25V26H135ZM173 25H175V26H173ZM223 25H225V26H223ZM54 26V27H53ZM59 26V27H58ZM65 26V27H64ZM81 26V27H82ZM100 28H99V27ZM172 26V27H171ZM177 26V27H176ZM86 27H88V28H86ZM103 27V28H102ZM171 27V28H170ZM180 29H179V28ZM239 27V28H238ZM169 28V29H168ZM174 30H173V29ZM178 28V29H177ZM89 30V32L87 31H84V30ZM104 29V30H103ZM108 29V30H107ZM131 29V30H130ZM171 29V30H170ZM176 29V30H175ZM65 32H64V31ZM114 30H116L115 28H114ZM63 31V32H62ZM74 31H75V33H74ZM90 31H92V32H90ZM102 31V32H101ZM109 31V32H108ZM172 31V32H171ZM176 31H178L179 33L178 34H175V32ZM185 31V32H184ZM40 32V33H39ZM68 34H67V33ZM98 32V33H97ZM101 32V33H100ZM104 32V33H103ZM39 33V34H38ZM66 33V34H65ZM87 33V34H86ZM107 33H105L104 34V36L107 34ZM133 33V34H132ZM136 33V34H135ZM177 33V32H176ZM223 33V34H222ZM41 34V35H40ZM85 34V35H84ZM98 34H100V36L98 35ZM134 34L136 35V36H134ZM167 34H169V35H167ZM172 34H175L176 35V37L173 39L172 37H174V36H171ZM182 36H181V35ZM187 34V35H186ZM81 35V36H82ZM98 35V36H97ZM124 35H128V36H124ZM131 35V36H130ZM108 35H106V37H107ZM124 36V37H123ZM138 36V37H137ZM169 36H171V37H169ZM186 36V38H185V40H184V37ZM90 37V38H89ZM172 38L173 40V42L171 41V39H169V38ZM88 38V39H87ZM165 38V39H164ZM167 38V39H166ZM177 38V39H176ZM180 38H182V39H180ZM87 39V40H86ZM162 39H164L165 40V42H164V40H162ZM180 39V40H179ZM200 39V40H199ZM100 40V41H99ZM125 40V41H124ZM144 40V41H143ZM167 40V41H166ZM127 42V43H124V42ZM137 41H139V42H137ZM149 41V42H148ZM169 41H171L172 43H170ZM176 41H178V42H176ZM180 41V42H179ZM99 42V43H98ZM104 42V45L102 46V43ZM162 42V43H161ZM100 43H101V48L98 46V45H100ZM108 43L109 42H107V45H108ZM141 43L143 44V45H141ZM161 43V44H160ZM164 43V44H163ZM166 43V44H165ZM178 43H180V44H178ZM203 45H202V44ZM209 43V44H208ZM148 44H149V46H148ZM163 44V45H162ZM175 44V47L176 48H174V45ZM178 44V45H177ZM201 46H200V45ZM208 46H207V45ZM141 45V46H140ZM168 45V46H167ZM171 45V46H170ZM180 45H181V47H180ZM210 45V46H209ZM93 46V45H92ZM139 46V48L141 49V50H143L144 52V55L145 56H147L148 55V51L149 50H151L150 52H149V58L151 57V59H152V61H154V62H151V60L148 58V56L147 57H145V59H143L142 61H141V64H144V65H140L141 66V68H142V70H144V72H145V69H144V66L145 67H148V65L150 66L149 68H150V70L148 71L147 70V68H146V72L148 71L149 72V74H147V75H145L146 73H144L142 70H140V69H138L139 68V66H138V63H136L135 62V60H136V55H135V53H133V52H137V49H139V48H137ZM143 46V47H142ZM147 46V47H146ZM164 47V49H163V47ZM199 46V47H198ZM106 47V48H105ZM120 47H118L117 46V48H119L120 49ZM161 47H162V49H161ZM166 47H167V49H166ZM205 47V48H204ZM107 48L110 50H108L107 51ZM125 48V49H124ZM144 48L146 49V51L144 50ZM173 48V49H172ZM179 48V49H178ZM196 48H198V49H196ZM204 48V49H203ZM206 48H208L209 49V51H208V49L206 50ZM104 49V50H103ZM118 49V50H119ZM160 49H161V52H160ZM169 49H171L173 52L175 51V53H172V52H170L171 50H169ZM201 49V50H200ZM203 49V50H202ZM225 49V50H224ZM102 50V51H101ZM106 50V51H105ZM117 50V51H118ZM134 50V51H133ZM136 50V51H135ZM179 50V51H178ZM99 51V52H98ZM105 51V52H104ZM166 51V53H164ZM169 51V52H168ZM169 54H168V53ZM206 52V53H205ZM68 53H70V52H68ZM154 53V54H153ZM162 53V54H161ZM172 53V54H171ZM200 53V54H199ZM93 54V55H92ZM169 55V56H167V55ZM203 56H202V55ZM205 54H207V55H205ZM88 55V56H87ZM155 56V57H161L162 58V60H163V62H161V60H159V58H158V60H157V63H155V61H156V58L154 57H152V56ZM167 56L166 58L164 57V56ZM192 55H193V57H192ZM197 55V56H196ZM102 56V57H101ZM134 56V57H133ZM196 56V57H195ZM200 56V57H199ZM204 58L205 56L207 57H205L204 59H207V63L205 62V61H203L204 59L202 58V57ZM212 56V57H211ZM218 56V57H217ZM22 57H23V55H22ZM164 57V58H163ZM222 57V58H221ZM20 55H19V57H18V59H17V68H16V70L18 71V72H20L22 69H23V64H26V58H25V56L23 57V58H25L24 60L26 61H24L23 60V58H20ZM132 58V59H131ZM147 58V59H146ZM160 58V59H161ZM200 58V59H199ZM209 58V59H208ZM195 59V60H194ZM200 60V62H202V64H200V62H199V60ZM203 59V60H202ZM131 60H133V61H131ZM146 60V61H145ZM194 60V61H193ZM196 60H197V62H199L198 64H197V62H196ZM36 60H34V62H35ZM144 61V62H143ZM147 61H149V62H147ZM23 62H25V63H23ZM37 62V61H36ZM158 62H160V63H158ZM212 62V63H211ZM122 63V64H121ZM124 63V64H123ZM152 63V64H151ZM182 63V64H181ZM194 63V64H193ZM217 63V64H216ZM20 64V65H19ZM134 64H135V66H134ZM146 64H148V65H146ZM156 64V65H155ZM160 64H161V66H160ZM201 66H200V65ZM205 64H206V66H205ZM136 65H137V67H136ZM151 65L153 66V68L151 67ZM154 65H155V67L157 66V65H159L160 67H159V69H157L158 68V66L156 67V69H155V67H154ZM173 65V66H172ZM21 66V67H20ZM132 66H134L135 67V69H134V67H132ZM175 66V67H174ZM195 66V67H194ZM164 67V69H161V68H163ZM172 67H173V70H172ZM181 67V68H180ZM184 69H183V68ZM207 67V68H206ZM21 68V69H20ZM148 68V69H149ZM213 68H214V70H213ZM216 68V69H215ZM101 69V70H100ZM153 69H155V70H153ZM179 69H183L182 71L181 70H179ZM192 69V70H191ZM196 69H198V70H196ZM138 70H140V72H138ZM157 70V71H156ZM195 70L198 72V74H196V75H194L195 74ZM205 70V71H204ZM207 70V71H206ZM211 70V71H210ZM216 70H218V71H216ZM152 71V72H151ZM189 71H191V72H189ZM194 71V72H193ZM201 71V72H200ZM138 72V73H137ZM147 72V73H148ZM161 72V73H160ZM174 72V73H173ZM186 72V73H185ZM200 72V73H199ZM220 72V73H219ZM135 73H137V75L138 74H140V77H139V75L137 76L138 78H136L135 79V76L134 75H136ZM157 73V74H156ZM178 73H179V75H178ZM191 73V74H190ZM143 74V75H142ZM185 74V75H184ZM190 74V75H189ZM211 74V75H210ZM220 74V75H219ZM142 75V76H141ZM194 75V76H193ZM199 75H201V76H199ZM133 76H134V79H133ZM147 76V77H146ZM186 76V77H185ZM198 77V79H200L201 78V80H205L206 81V78L208 77H210L209 79L211 80V78L215 81V83H214V81L211 83V81H210V83H209V85L206 87V89H205V86L204 85H201V87H199L198 88V86H197V83L198 82H196V83H194V82H192V81H195V80H197L196 79V77ZM207 76V77H206ZM217 77V78H215V77ZM172 77V78H171ZM202 77H203V79H202ZM206 77V78H205ZM130 78V79H129ZM142 78H145L144 80L145 81H147V82H144V86H145V89L146 88H148L149 89V91H150V93L149 94H141L140 92H139V94L137 93V91H138V88H137V86L139 85V83H135V82H137L138 80H141ZM146 78H147V80H146ZM194 78H195V80H194ZM185 79V80H184ZM188 79V80H187ZM218 79V80H217ZM132 80V81H131ZM176 80V81H175ZM190 80H192L191 82H190ZM135 81V82H134ZM189 81V82H188ZM130 82V83H129ZM139 82V81H138ZM130 84V85H128L127 86V84ZM188 83V84H187ZM193 83H194V85H196L197 86V88H195L196 86H193ZM217 83H219V85L217 84ZM212 84V85H211ZM216 86H215V85ZM132 85V86H131ZM190 85V86H189ZM103 86V85H102ZM135 86V87H134ZM175 86V87H174ZM187 86V87H186ZM204 86V87H203ZM202 87H203V89H202ZM103 88V87H102ZM105 88V87H104ZM172 88V90H170ZM187 88V89H186ZM195 88V89H194ZM192 89V90H191ZM148 91V92H149ZM186 91V92H185ZM219 91V92H218ZM209 94H211V93H209ZM141 95H143L144 97L142 98L141 97ZM20 97V101L18 100H16L13 104V106L15 107V105L16 104H21V101H22V103H23V101L25 102V101H29V97L30 96H28L27 97V94L26 95H23V94H20L19 95ZM24 96V97H23ZM127 96V97H128ZM131 96H132V98H131ZM188 96V97H187ZM207 96H209V95H207ZM133 97L135 98V99H133ZM142 98V99H144V100H142V101H144V103L146 104V105H148L146 108L139 102L140 100H138L139 98ZM172 97V98H171ZM25 98H26V100H25ZM28 98V99H27ZM140 98V99H141ZM174 98V99H173ZM207 98H210V97H207ZM23 99V100H22ZM127 99H125V100H127ZM155 101H154V100ZM188 99V100H187ZM149 100V101H148ZM172 100H174L175 101V103L174 102H172ZM186 100V101H185ZM159 102V103H157V102ZM16 102H18V103H16ZM166 102V103H165ZM174 104V105H172L171 106V104L172 103ZM16 103V104H15ZM102 103H103V105H102ZM143 103V104H144ZM155 103V104H154ZM163 104V105H161V104ZM167 103H169V104H167ZM194 103V104H193ZM196 103V104H195ZM141 104V105H140ZM152 106H151V105ZM102 105V106H101ZM145 105V106H146ZM193 105H195V106H193ZM17 106V105H16ZM19 106V105H18ZM143 106V107H142ZM179 106H180V104H179ZM136 107V108H135ZM151 107L152 108H157L158 109V112H157V119L158 120H160V122H162L161 123V126H162V124H163V126H162V128L159 126L160 125V123H159V121L157 120V122H156V124L153 126V130H152V132L154 133H151L150 131L151 130H145V128H142L141 126H140V120L142 119V118H144V120H149V119H151V114L150 113H152V112H150V111H152L151 110ZM165 107V108H164ZM176 107H178V106H176ZM189 107V108H188ZM194 107V108H193ZM17 107H15V109H16ZM145 110V111H141V110H143V109ZM164 108V109H163ZM171 108V109H170ZM190 108H193V109H190ZM15 109H14V111H15ZM120 109H119V111H120ZM167 109V110H166ZM189 109V111H187L186 112V110H188ZM191 110V111H190ZM122 111L124 112V113H122ZM139 112V113H137V112ZM142 113H141V112ZM160 111V112H159ZM150 112V113H149ZM134 113H136V114H134ZM189 113V114H188ZM124 114V115H123ZM130 114V115H129ZM143 114V115H142ZM147 114V115H146ZM148 114H150V115H148ZM103 115V116H102ZM127 115H129V116H127ZM134 115V116H133ZM139 115V116H138ZM172 115V116H171ZM192 115V114H191ZM191 115H190V117L189 118H191ZM161 116V117H160ZM163 116V117H162ZM168 116V117H167ZM145 118H147V119H145ZM162 118V119H161ZM167 118H169V122H168V120H167ZM170 118H172L171 120H170ZM135 119H136V121H135ZM165 121H164V120ZM118 120V121H117ZM131 120V121H130ZM101 121V122H100ZM111 121V122H110ZM139 121V122H138ZM110 122V123H109ZM112 122H114V123H112ZM117 122H118V124H117ZM165 122V123H164ZM168 122V123H167ZM112 124V125H111ZM113 124H114V126H113ZM117 124V125H116ZM131 124H133L132 126H130ZM139 124V125H138ZM167 124V125H166ZM100 125H104L105 127H104V129H103V132L105 133H103L102 132V134L99 136V140L97 139V129H98V126H100ZM119 125V126H118ZM126 125V126H125ZM130 127H129V126ZM137 125V126H136ZM159 126L160 128H161V130H160V128L158 127V128H156L157 130H160L159 132H157L156 131V129H155V126ZM95 126H94V128H95ZM121 126V127H120ZM126 129L127 127V129L128 130H131V133L130 134H132L133 132H134V134H132V135H128L130 138H133V142L136 144V145H134V147L133 148H135V150L137 151V154H143L144 153V150H145V148H146V146H147V144H150V139H149V135L150 134H152L154 137L157 135V137H155L154 139H156L157 141H158V139L157 138H161L160 139V141H158V142H162V141H164V142H162V143H164V146H163V144L161 145V144H156V143H153V147H152V145H150L151 147H152V149L150 148L149 150H150V152L152 153V154H149V157H147V161H145V165H146V163H147V165H150V168H149V166H148V169H146V167H147V165L145 166V168H143V170L142 171H144V172H142L141 171V173L139 172V173H137L136 175H137V178H138V180L141 178V180H135L134 181V187L137 185H140V184H142L140 187L138 186H136V193H135V191L133 192V197H131L130 199H128L127 200V202H126V204L125 205H121L120 204V202L117 200V199H121V197L119 198H112V199H110L109 200V198H107L108 196H109V189L107 188V186L109 185V183H111V182H113V180H114V182H116V181H119V179H115V178H121L120 180H122L124 177V175H122L121 177H119L120 175L118 174V170L120 169V170H122L121 168H124V167H114V166H112L113 168L111 169L112 170V173H111V171H109V172H107L108 170L107 169H109L108 167L110 166L111 167V165H109L108 163H109V161L111 160V158L113 159V158H115V157H120V155L121 154H123V152H127V150H129V148L133 145V144H130V143H133V142H128L127 144H128V146L125 148V150L121 153H119V150H120V145H118L119 144V141H114V140H117V139H119V137L121 136V134H123L124 133V128ZM135 126V127H134ZM172 126V125H171ZM123 128V129H122ZM130 128V129H129ZM134 128V130H133V132H132V129ZM140 128V129H139ZM168 128V129H167ZM113 129H115V130H113ZM118 129V130H117ZM120 129V130H119ZM144 129V130H143ZM155 129V130H154ZM163 129V130H162ZM123 132H122V131ZM136 130V131H135ZM170 130H171V132H170ZM172 130H173V132H172ZM116 132V133H114V135H116L115 136V138L113 137V136H111V134L113 135V133L112 132ZM118 131H119V134H117L118 133ZM143 131L145 132V133H143ZM147 131V132H146ZM169 131V132H168ZM137 132H138V134H137ZM155 132H157L156 134H155ZM163 133V134H162ZM108 134V135H107ZM129 134V133H128ZM140 134H142V135H140ZM144 134H148V135H144ZM167 134V135H166ZM173 134V135H172ZM119 135V137L117 138V136ZM136 135V136H135ZM140 135V136H139ZM158 135H159V137H158ZM165 135V136H164ZM135 136V137H134ZM148 136V138L146 139V137ZM173 136V137H172ZM111 138V137H113L114 139L112 140V139H110L109 140V138ZM142 137L144 138L143 140H142ZM103 138H105V139H107V140H105V139H103ZM148 139H149V141H148ZM100 141V142H99ZM111 143H110V142ZM137 141V142H136ZM168 142V144H167V142ZM99 142V143H98ZM100 143H101V145H100ZM170 143V144H169ZM103 144H105L104 145V147H103ZM129 145H131V146H129ZM158 147H157V146ZM169 145V146H168ZM116 148H115V147ZM144 146V147H143ZM173 146V147H172ZM99 147H101V148H99ZM171 149H170V148ZM99 149V151H98V149ZM109 148V149H108ZM140 148V149H139ZM165 148V149H164ZM112 149V150H111ZM142 149V150H141ZM167 149V150H166ZM108 150V151H107ZM111 150V151H110ZM151 150H153V151H151ZM166 150V151H165ZM101 152V153H100ZM102 152H104V153H102ZM107 152V153H106ZM111 152V153H110ZM167 153V155H165L166 153ZM99 153V154H98ZM114 153H116V155L117 156H115V154ZM102 155V157H103V160L105 161L103 164L101 163V161L99 160L101 157H99L98 155ZM105 154V155H104ZM107 155H109V156H107ZM115 156V157H113V156ZM109 157V158H106L105 159V157ZM150 156H151V158L152 159H150L149 160V158H150ZM238 156V157H237ZM98 157V158H97ZM240 157H241V159H240ZM97 159H98V162H97ZM108 159H110V160H108ZM235 160L237 161L238 160V162H235V163H238V164H235L234 163V168L235 167H237V168H235V170H234V168H233V170H232V172L234 173H236V171L238 172V170H239V172H238V174L236 173V176H238V177H236L234 174H233V177H232V179L234 180V182L235 183H237V181H239L240 179L239 178H241L242 177V173H243V169H244V163L242 164H240L239 163V161L240 162H243V160H244V158L242 157V156H240V154L238 155H236V158H235ZM76 161V160H75ZM107 161V162H106ZM150 161V162H149ZM101 165H100V164ZM105 164V168L103 169V165ZM107 164V165H106ZM241 165V166H240ZM101 166V167H100ZM106 166H108L107 168H106ZM99 167H100V170H99ZM241 169H240V168ZM179 168V169H178ZM182 168H184L183 170H185V172H187V173H185L183 170H182ZM239 168V169H238ZM105 171H103V170ZM107 171H106V170ZM116 169V170H115ZM152 169V170H151ZM236 169H238V170H236ZM98 170V171H97ZM115 170V171H114ZM146 170H148V171H146ZM101 171V172H100ZM164 171H166V172H164ZM175 171V172H174ZM177 171V172H176ZM241 171V172H240ZM148 172H150L151 174H149ZM152 172H154V173H152ZM65 173V172H64ZM108 173V174H107ZM143 173V174H142ZM165 173H166V175H165ZM189 173V174H188ZM109 174H110V176H109ZM116 174V175H115ZM119 176H118V175ZM138 174H140V175H138ZM149 174V175H148ZM164 176H163V175ZM171 174V175H172ZM177 174V175H176ZM242 174V175H241ZM111 175L113 176H116L115 178L114 177H111ZM99 176H100V178H99ZM101 176H103V177H101ZM109 176V177H108ZM118 176V177H117ZM140 176V177H139ZM144 178H142V177ZM241 176V177H240ZM183 177H184V179H183ZM238 178V179H235V178ZM114 178V179H113ZM182 178V179H181ZM106 180V182L108 181L109 183H107L106 184V182H102V180ZM111 179V180H110ZM170 179H171V181H170ZM180 179V180H179ZM186 179V180H185ZM116 180V181H115ZM146 181V182H143V181ZM183 180V181H182ZM111 181V182H110ZM180 181V182H179ZM64 182V183H63ZM135 182H136V184H135ZM140 182V184H138V183ZM173 182H175L174 184H173ZM103 183H104V185H103ZM102 184V185H101ZM176 184V186H174ZM188 184V185H187ZM70 185V186H69ZM105 185H107V186H105ZM66 186V187H65ZM94 186V187H93ZM143 186V187H142ZM72 187V188H71ZM86 187V188H85ZM174 187V188H173ZM189 187V188H188ZM89 188V189H88ZM101 188V189H100ZM73 191H72V190ZM75 189V190H74ZM80 190L81 191V193L83 194L84 193V195H82L81 194V196H79L78 194H80L79 192H75V191H78V190ZM87 189H88V191H87ZM71 190V191H70ZM138 190V191H137ZM176 190V191H175ZM190 191V192H188V191ZM199 190V191H198ZM70 192H71V194H70ZM141 192V193H140ZM194 192V193H193ZM198 192V193H197ZM76 193V194H75ZM143 193V194H142ZM191 193V194H190ZM193 193V194H192ZM63 194V195H62ZM105 194V195H104ZM139 196H138V195ZM141 194V195H140ZM175 194V195H174ZM180 194V195H179ZM62 195V196H61ZM65 195H67V196H65ZM77 195V196H76ZM145 196L144 198H143V196ZM75 196H76V198L77 199H75ZM83 196V198H81ZM85 196V197H84ZM107 196V197H106ZM181 196V197H180ZM199 196V197H198ZM66 197V198H65ZM69 197H71L72 199H73V201H72V199L71 198H69ZM81 199H80V198ZM117 197V196H116ZM176 197V198H175ZM101 199V200H97V199ZM140 200H138V199ZM140 198H143L142 200H144L143 202H142V200L140 199ZM180 198V199H179ZM190 198V199H189ZM63 199V200H62ZM70 199V200H69ZM96 199V200H95ZM106 199H108V200H106ZM116 200V202H115V200ZM134 199H135V201H134ZM199 199H201V200H199ZM136 200H137V202H136ZM147 200V201H146ZM187 200H188V202H187ZM193 202H192V201ZM196 200V201H195ZM76 201V202H75ZM85 201V202H84ZM100 201V202H99ZM107 201V202H106ZM146 201V202H145ZM179 201V202H178ZM191 201V202H190ZM66 202V203H65ZM87 202V203H86ZM145 202V203H144ZM148 202V203H147ZM69 203H73V204H75V205H73V204H69ZM101 203V204H100ZM113 203V204H112ZM115 203V204H114ZM130 203V204H129ZM134 203H136V204H134ZM95 204H97V205H95ZM120 204V205H119ZM148 204V205H147ZM85 205V206H84ZM105 205V206H104ZM109 205H111V206H109ZM116 205V206H115ZM138 207H137V206ZM72 206V207H71ZM75 206V207H74ZM136 208H135V207ZM145 206H146V208H145ZM239 206H242L241 204H239ZM96 209H95V208ZM106 207L108 208V209H106ZM116 207H119V208H116ZM126 207H127V209H126ZM161 207H162V209H161ZM87 208V209H86ZM91 208V209H90ZM99 208V209H98ZM116 208V209H115ZM129 208V209H128ZM135 210H134V209ZM149 208V209H148ZM160 208V209H159ZM81 209V210H80ZM90 209V210H89ZM138 209V210H137ZM140 209V210H139ZM77 210H79V211H77ZM116 210V211H115ZM117 210H119V211H117ZM128 210V211H127ZM131 210V211H130ZM148 210V211H147ZM202 210V211H201ZM2 210L0 209V214H3L4 215V217H6L5 215H6V212L5 211H2ZM94 211V212H93ZM166 211V212H165ZM100 212H102V213H100ZM113 212H117L116 214L115 213H113ZM120 212V213H119ZM203 212V213H202ZM208 213V214H206V213ZM107 213V214H106ZM122 213V214H121ZM211 213H213V215H211ZM82 214V215H81ZM87 214V215H86ZM147 214V215H146ZM96 215H99V216H96ZM121 215H123V216H121ZM7 216H9L8 214H7ZM44 217V215H43V212L42 211H40L39 213H38V215L35 217V220H34V222H33V224H35V222H37L36 224H38L37 226V228L40 230V229H42L41 228V224H42V218ZM96 217V218H95ZM98 218V219H97ZM108 218V219H107ZM109 220V221H108ZM103 221V222H102ZM111 221V222H110ZM152 221V222H151ZM219 221V220H218ZM20 222V221H19ZM101 222V223H100ZM108 224H107V223ZM104 223V224H103ZM113 223V224H112ZM148 223V224H147ZM150 223V224H149ZM212 223V224H211ZM35 224V225H36ZM152 224V225H151ZM19 225V224H18ZM108 227H107V226ZM145 225V226H144ZM212 225V226H211ZM97 226V225H96ZM100 226V227H99ZM103 226V227H102ZM104 226H106V227H104ZM138 226V227H137ZM140 226V227H139ZM141 226H142V229L144 228V230H140L141 229ZM144 226V227H143ZM149 226V227H148ZM161 226V227H160ZM211 227V229H210V227ZM223 226V225H222ZM55 228L53 229V227H52V229H51V231H52V238H54V237H56V239L55 240H57L58 239V237H59V242H60V245H59V247L57 248L58 249V251H57V249H55L54 250V252H52V246L48 243V245H47V243H41V244H44V245H42V246H39L41 249H45L46 251H49V252H51V253H54V254H52L51 256H50V258H49V260H50V263L49 264H65L64 263V251L66 250L65 249V247H67V246H70V245H75L76 246V244H77V246L79 247L80 245V248H86V246H87V241H85L84 242V239L82 240V239H80V242H76V244H75V242L73 241H70V240H72L73 238H72V236L70 235V233L72 234V231H71V229H57V227L56 226H54ZM152 227V228H151ZM224 227H227V226H224ZM150 228V229H149ZM162 229L161 231H160V233H159V231L157 230V229ZM137 229V230H136ZM163 229H165V230H163ZM174 229L176 230V231H174ZM178 229V230H177ZM55 230V231H54ZM62 230V231H61ZM127 230H131L132 232H131V234H130V232L129 231H127ZM146 230H147V232L148 231H150V233L148 232V234L146 233ZM151 230H152V232L155 230V232L154 233H151ZM167 230V231H166ZM215 232V230H216V232H218V233H212L213 231ZM36 231H38V230H36ZM117 231V232H116ZM127 231V232H126ZM157 231H158V233H157ZM167 232L166 234L164 233V234H162L163 232ZM191 231V232H190ZM220 231V232H219ZM113 232V233H112ZM129 232V233H128ZM138 232H141V233H144V234H142L143 236H144V238H142L143 236H141ZM175 232H177L176 234H175ZM225 232V233H224ZM250 232H251V229H250ZM133 233V234H132ZM158 235H157V234ZM212 233V234H211ZM106 234V235H105ZM128 235L129 236V238H128V236H126V235ZM137 234L139 235L138 237H136L137 236ZM153 234H154V238H152V237H149V236H153ZM160 234V235H159ZM174 234V236H175V238L176 239H174V236H172ZM215 234V235H214ZM218 234V235H217ZM256 234H258V235H261V236H263L264 237V234L262 233V231H259V232H257ZM42 236L43 235V232L41 231V233L40 234H38L37 236ZM64 235V236H63ZM117 235V236H116ZM122 235V236H121ZM132 235V236H131ZM133 235H135L134 237L136 238H134L133 237ZM166 235V238H163L164 236ZM168 235V236H167ZM54 236V237H53ZM115 236H116V238H115ZM118 236H120L119 238H118ZM125 236V237H124ZM140 236H141V238H140ZM155 236H157V237H159L158 238V241H157V239L155 238ZM163 236V237H162ZM217 236V237H216ZM109 237V238H108ZM112 237V238H111ZM169 237H171V239L169 238ZM62 238V239H61ZM121 238V239H120ZM123 238H124V240H123ZM130 238H133V243H135L138 239V241H137V244H138V242H139V244L138 245H133L132 244V242H131V240H130ZM138 238V239H137ZM146 238H147V240L149 239V238H151V239H149V243L146 241ZM169 238V239H168ZM173 238V239H172ZM109 239V241H112V240H115V242L114 241H112L111 242V246H108L106 243H108L109 245H110V242L109 241H107ZM129 239L130 241L128 242L127 240ZM152 239H155L154 240V243H152V245L150 244L153 240ZM163 241H162V240ZM121 242L122 243V245H123V247H122V245H121V243L120 244H118V242ZM127 242H126V241ZM150 240H152V241H150ZM164 240H165V242H166V244H167V242H169V244L166 246L165 244H164ZM167 240V241H166ZM172 241V242H170V241ZM182 240H184L183 242H182ZM194 240V241H193ZM69 241V242H68ZM175 241H178L177 243H179V244H177ZM180 241V242H179ZM72 242V243H71ZM102 242H106V243H102ZM145 244V246H144V244ZM145 242H147V243H145ZM156 242H158V243H156ZM161 242V248L160 247H156L157 245L156 244H159ZM85 243V244H84ZM113 243H117L118 245H116L115 246V244H113ZM127 243V244H126ZM132 245V246H130V247H128L130 244ZM143 245H142V244ZM171 243H172V245H171ZM173 243H176V245H178V246H176V245H174ZM183 243V244H182ZM83 244V245H82ZM103 244V245H102ZM113 244V245H112ZM120 245V247L122 248L121 250H123L122 252L120 251V248H118L117 246H119ZM128 245V246H127ZM140 245H141V247H140ZM156 245V246H155ZM163 245H165V246H163ZM186 245V246H185ZM46 246V247H45ZM51 246V247H50ZM53 246H55V248H56V245L55 244H53ZM112 246H114L113 248H112ZM126 248H125V247ZM153 246V247H152ZM168 246H170V249H171V251H170V249L169 250H167L169 247ZM172 246V247H171ZM175 246V247H174ZM198 246H199V248H198ZM110 247H111V249H110ZM116 247V248H115ZM145 247V248H144ZM151 247V248H150ZM167 247V248H166ZM176 248L177 250H179V249H181L180 251H178L177 252V250L175 249V251H172V249H174V248ZM179 247H181V248H179ZM47 248V249H46ZM54 248V247H53ZM123 248H125V249H123ZM163 248V249H162ZM164 248H166V251H165V249ZM184 248V249H183ZM187 248H188V250H187ZM118 251H117V250ZM155 249V250H154ZM186 249V250H185ZM108 250L110 251V252H108ZM113 250V251H112ZM116 250V251H115ZM136 250V251H135ZM184 250V251H183ZM56 251V252H55ZM99 251H103V253L102 252H99ZM115 251V252H114ZM128 253H130V255L131 256H129V254H127L126 252ZM157 253H156V252ZM159 251V252H158ZM163 251H165V252H163ZM168 251V252H167ZM183 251V252H182ZM117 252V255L115 254ZM135 252V253H134ZM142 252H143V254H142ZM146 252V253H145ZM155 252V253H154ZM171 252H174V253H171ZM181 252V253H180ZM56 253V254H55ZM112 253L114 254L113 256H112ZM125 253V254H124ZM134 253V254H133ZM138 253H140V254H142L143 255V257L141 256V257H139V255L140 254H138ZM151 253V254H150ZM159 253H161L160 255H164L163 257H161L160 255H159ZM171 253V254H170ZM176 253V254H175ZM177 253L179 254V255H177ZM183 253V254H182ZM103 254V255H102ZM123 254H124V258H123ZM149 254H150V257H148L149 256ZM158 254V255H157ZM168 254V255H167ZM172 254H174V255H172ZM180 254H182V256H180ZM132 255H138V257H139V259L137 258V256H136V258L138 259H136L135 257H133L135 260H131L132 258ZM147 255V256H146ZM155 255H157V256H155ZM179 257H177V256ZM116 256V257H115ZM128 256V257H127ZM152 256V257H151ZM154 256V257H153ZM175 258V260H176V262H175V260H173V257ZM99 257V258H98ZM110 257V258H109ZM127 257V258H126ZM131 259H130V258ZM164 257H165V259H164ZM166 257H168V260H167V258ZM182 257V258H181ZM129 258V259H128ZM142 258V259H141ZM149 258V259H148ZM155 260H154V259ZM178 258V259H177ZM97 259H98V261H97ZM106 260V262H105V260ZM113 259V260H112ZM145 259V260H144ZM147 259V260H146ZM158 259V260H157ZM161 259V260H160ZM101 260V261H100ZM128 260V261H127ZM136 260H137V262H136ZM139 260H141V262L139 261ZM142 260H144V261H142ZM166 260V261H165ZM107 261H108V263H107ZM150 261H152V262H155V263H152V262H150ZM164 261V262H163ZM182 261V262H181ZM25 262V261H24ZM127 262V263H126ZM130 262H132V263H130ZM140 262V263H139ZM175 262V263H174ZM35 263H39V262H37V261H35Z\"/></svg>", "mask_w": 264, "mask_h": 264}]
</instances>
